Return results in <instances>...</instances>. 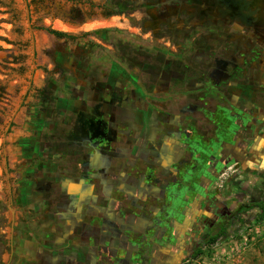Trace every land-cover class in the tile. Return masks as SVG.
<instances>
[{"label": "rangeland", "instance_id": "1", "mask_svg": "<svg viewBox=\"0 0 264 264\" xmlns=\"http://www.w3.org/2000/svg\"><path fill=\"white\" fill-rule=\"evenodd\" d=\"M244 45L258 47L264 64V0H0V264H69L66 250L75 243L64 238V189L79 182L90 153L80 116L97 107L96 91L111 97L112 89L128 87L134 106H142L136 86L162 64L170 81H150L166 97L183 88L181 79L203 74L208 81L213 63L224 68L221 59L235 63L225 81L239 82ZM80 91L88 93L83 103L74 100ZM179 99L177 106L187 100ZM235 167L208 179L214 183L207 199L251 203ZM257 213L234 220L215 245L183 263L264 264ZM177 229L175 248L196 232L192 221Z\"/></svg>", "mask_w": 264, "mask_h": 264}, {"label": "flooded vegetation", "instance_id": "2", "mask_svg": "<svg viewBox=\"0 0 264 264\" xmlns=\"http://www.w3.org/2000/svg\"><path fill=\"white\" fill-rule=\"evenodd\" d=\"M249 50L256 51L255 58ZM257 52L256 46L241 51L239 82L225 81L236 73L231 69L235 63L221 59L224 68L213 63L208 81L203 74L197 80L172 74L181 79L183 88L166 97L158 95L150 81H170L162 64L159 72L149 73L150 80L136 86L142 106H134L136 92L128 87L112 89L111 97L95 92L97 107L80 116L86 133L82 145L90 148L81 171L88 173L81 172L79 182L64 189L63 208L69 220L64 238L75 243L66 250L69 264H184L188 258L194 260L195 251L204 249L219 226L236 220L239 207L249 203L225 204L214 195L207 199L214 183L208 179L231 165L243 176L237 142L248 129L253 132L264 123V104L259 102L264 83L256 79L264 64ZM120 90L128 95L120 97ZM84 94L88 93L78 92L74 100L83 103ZM181 97L187 100L177 106ZM242 116L248 119L246 124ZM242 191L251 203L263 200H253L246 189ZM189 221L196 232L187 245L175 248L176 240H181L177 226ZM71 228L78 229L76 234Z\"/></svg>", "mask_w": 264, "mask_h": 264}, {"label": "crops", "instance_id": "3", "mask_svg": "<svg viewBox=\"0 0 264 264\" xmlns=\"http://www.w3.org/2000/svg\"><path fill=\"white\" fill-rule=\"evenodd\" d=\"M256 79L264 83V70L256 76ZM243 117V116H242ZM264 120V112H263ZM243 124L248 122L246 117L242 119ZM247 132V133H246ZM245 137L239 139L237 159L244 164V180L246 190L258 200L264 198V123L252 132L246 131ZM252 133L253 140H252ZM252 142V143H251Z\"/></svg>", "mask_w": 264, "mask_h": 264}, {"label": "trees", "instance_id": "4", "mask_svg": "<svg viewBox=\"0 0 264 264\" xmlns=\"http://www.w3.org/2000/svg\"><path fill=\"white\" fill-rule=\"evenodd\" d=\"M52 33L57 36H66L63 33H59L56 31H53ZM254 209H257L258 213L255 215L253 222L255 224H264V199L261 201L255 202V203H249L247 205L240 206L239 209L237 210L236 220H238L239 222H243L242 215ZM230 225L231 223L230 224L226 223V224L219 226L216 229V231L212 235H210L209 238L205 241L204 245L206 246L215 245L217 241L226 234L227 229ZM202 254H203V249H202V246H200L199 249L195 251L192 258L197 259Z\"/></svg>", "mask_w": 264, "mask_h": 264}]
</instances>
